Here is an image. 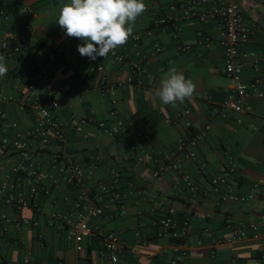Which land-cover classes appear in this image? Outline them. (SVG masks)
<instances>
[{
	"label": "crops",
	"instance_id": "0c3cea01",
	"mask_svg": "<svg viewBox=\"0 0 264 264\" xmlns=\"http://www.w3.org/2000/svg\"><path fill=\"white\" fill-rule=\"evenodd\" d=\"M236 1L251 27L250 39L240 53L254 52L262 58L258 69L252 59L246 60L243 77L246 81L258 77L264 88V0ZM67 2L0 0V9L8 13L0 15V37L23 33V4L31 8L24 49L4 56L8 72L0 77V98L8 99L3 102L6 117L0 116V137L12 138L34 127V112L20 101L38 93L50 92L59 98L54 114L67 125L63 142H52L29 155L42 171L57 176L59 183L48 193L30 197V204L21 210L5 205L0 197V264H172L182 254L185 259L177 264H264V98L250 96L249 111L228 108L226 116L213 111L229 98L231 79L224 72L220 21L201 19L208 5H200L195 15L185 17L179 0H144L147 11L133 31L139 38L130 37L117 48L146 63L142 72H134L110 55L94 61L80 55V39L67 37L56 23L61 4ZM162 17L171 22L159 23ZM200 30L211 37L210 45L199 42ZM156 45L161 49L152 54ZM50 54L55 60L49 65ZM98 65L104 66L114 96L102 94L100 73L92 69ZM170 67L196 83L191 101L172 106L155 97ZM44 68L47 72L39 79L36 72ZM79 116L103 121L106 127L123 119L131 128L113 135L93 123H81ZM205 126L209 129L203 138L178 150L182 140ZM137 131L144 135L139 137ZM186 151L193 154L188 157ZM168 154L179 170L158 178L154 169ZM54 156L63 160L58 167H53ZM67 159L83 167L90 185L104 182L120 194V204L99 220L104 229L116 231L123 243L116 262L107 258L98 236L75 242L67 239L60 220L49 224L54 212H71L76 195V186L67 180L71 172L68 162L64 163ZM18 161L16 150L0 144V185ZM228 161L235 167L230 180L236 191L251 194L252 199L224 201L213 190L211 178ZM111 168L121 173L117 181ZM183 173L199 184V194L188 192ZM170 206L190 216L188 237L159 235L158 219ZM240 222L246 236L214 243L215 237L232 236Z\"/></svg>",
	"mask_w": 264,
	"mask_h": 264
},
{
	"label": "built area",
	"instance_id": "2783aa9c",
	"mask_svg": "<svg viewBox=\"0 0 264 264\" xmlns=\"http://www.w3.org/2000/svg\"><path fill=\"white\" fill-rule=\"evenodd\" d=\"M179 3L185 17L195 15L200 5L207 4L208 9L201 19L216 17L222 26L223 31L220 43L225 47L224 72L231 79V94L224 103L214 106L213 111L221 116H226L228 108L235 111L251 110L252 107L247 102L248 98L253 95L264 98V88H261V80L258 77L246 81L243 77V70L248 59H252L254 66L258 69L262 58L254 52L240 53V48L249 41L251 36V27L245 18L241 5L236 0H179ZM22 10L24 32L18 37H0V54L3 56L19 54L25 47L26 34L31 24V8L24 3ZM0 15L7 17L8 13L0 9ZM158 22L167 24L171 22V19L162 17ZM197 34L200 43L207 46L210 45L211 37L209 35L202 30L198 31ZM138 38V35H132V39L137 40ZM81 43L82 41L79 40V45ZM189 47L187 45L184 49ZM160 49L161 46L156 45L152 54ZM109 55L115 61L127 64L134 72H142L145 69L146 63L132 59L128 53L119 49L115 50V54L109 53ZM54 60L55 55L50 54L48 64L50 65ZM92 69L100 73L102 94L114 96L115 88L108 82L104 66L98 65ZM46 72L47 68H44L38 70L36 75L39 79H42ZM129 80L132 81L133 77H130ZM31 88H34V86L31 85ZM7 99V97L0 98V116L2 118L6 117L3 102ZM112 102L115 104L116 100L113 98ZM20 103L23 108H28L34 112V127L18 131L12 138L0 137V144L3 147H11L19 153L18 163L0 185V197L4 204L17 210L28 206L30 197L41 191L48 193L59 183L57 176L49 175L42 171L41 168L31 161L29 155L32 151L47 148L52 142H63L67 133L66 123L54 114V110L60 105V100L52 93L29 95ZM115 112L114 109L111 111L112 114ZM71 118L75 119L77 115L71 114ZM78 120L84 124L93 123L99 129L105 128L113 135H123L131 128V124L123 119H118L110 127H106L105 122H96L92 118L79 116ZM208 129L209 126H205L198 134L182 140L178 145V150L184 151L189 145H195L197 141L206 135ZM137 135L142 137L144 134L142 131H137ZM186 152L188 157L193 154L192 152ZM61 162L63 160L61 161L58 156L52 158L53 167H58ZM67 162L71 171L67 180L77 188L72 209L69 214L54 212L51 215L49 224L54 225L56 220H60L64 225L67 239L75 242H82L89 237L98 236L107 258L112 262H116L124 247L123 243L116 231L104 229L99 224V220L120 204V194L114 186H109L104 182L99 183L97 186L90 185L87 182L86 172L83 167L70 159L64 160L65 164ZM96 167L97 165L94 166V168ZM234 168L233 161H228L222 165L220 172L211 178L213 190L218 192L224 201H246L252 199L253 195L240 194L236 191L234 184L230 180L231 175L234 173ZM177 170H179V164L171 154H168L164 160H161L156 165L154 175L159 178L168 171ZM110 174L113 181H117L121 176L120 171L116 168H111ZM181 179L189 193L199 194L201 192L199 184L192 180L189 174H181ZM7 220L9 221V219ZM158 227L159 235L186 238L192 229L191 218L188 214L181 213L175 207L170 206L165 209L162 216L158 219ZM244 236H246L245 225L240 222L235 226L232 236L226 238L215 237L213 241L214 243H225ZM184 259L185 255L182 254L171 263L177 264Z\"/></svg>",
	"mask_w": 264,
	"mask_h": 264
},
{
	"label": "clouds",
	"instance_id": "9594fccd",
	"mask_svg": "<svg viewBox=\"0 0 264 264\" xmlns=\"http://www.w3.org/2000/svg\"><path fill=\"white\" fill-rule=\"evenodd\" d=\"M147 11L144 0H69L59 8L57 24L67 37L80 39L81 56L104 59L124 46L133 35L134 25ZM5 57L0 54V77L7 74ZM197 85L182 71L170 67L154 91L162 104L176 106L191 101Z\"/></svg>",
	"mask_w": 264,
	"mask_h": 264
},
{
	"label": "trees",
	"instance_id": "16d2710c",
	"mask_svg": "<svg viewBox=\"0 0 264 264\" xmlns=\"http://www.w3.org/2000/svg\"><path fill=\"white\" fill-rule=\"evenodd\" d=\"M179 240V239H178Z\"/></svg>",
	"mask_w": 264,
	"mask_h": 264
}]
</instances>
